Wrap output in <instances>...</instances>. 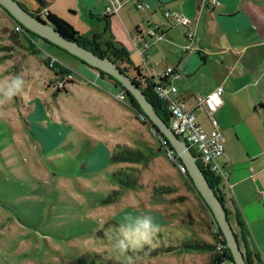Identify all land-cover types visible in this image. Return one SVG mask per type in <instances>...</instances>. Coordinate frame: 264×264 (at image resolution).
<instances>
[{
  "label": "rangeland",
  "instance_id": "374dc122",
  "mask_svg": "<svg viewBox=\"0 0 264 264\" xmlns=\"http://www.w3.org/2000/svg\"><path fill=\"white\" fill-rule=\"evenodd\" d=\"M17 1L45 18L36 0ZM19 25L0 6V83L6 77L19 76L23 80L21 91L12 100L0 102V264H119L109 262L125 260L122 252L112 247L110 237L118 233L129 214L154 218L159 230L151 244L163 242L160 235L168 229L169 233L181 232L187 240L205 246L137 264H215L216 255L229 248L211 210L189 177L166 157L152 123L142 122L138 111L119 100L117 91L116 97H111L114 101L106 138L85 141L92 148L103 145L110 159L126 151L140 152V163L110 160L108 170L83 174L82 167L92 166L84 160L88 154L85 147L76 149L71 145L68 152L67 147L56 152L40 146L30 132L34 107L40 105L47 117L46 121L36 122L38 125L64 126L66 121L71 123L65 117L71 103L57 100L58 92L41 93L40 100L27 93L25 83L29 79H25L24 68L33 58L47 70L62 69L57 61L51 66V58L44 49L47 42L26 35ZM77 28V32H82L79 24ZM51 71L46 78L53 76ZM128 74L135 76L130 68ZM72 111L79 118L97 122L92 119L95 110L92 113L86 109L87 115L75 103ZM63 136L61 132L60 138ZM59 153L63 156L53 157ZM121 180L132 187L123 189ZM108 199L114 202L108 203ZM247 242L253 264H258L255 256L264 260V251L250 232Z\"/></svg>",
  "mask_w": 264,
  "mask_h": 264
},
{
  "label": "crops",
  "instance_id": "0c3cea01",
  "mask_svg": "<svg viewBox=\"0 0 264 264\" xmlns=\"http://www.w3.org/2000/svg\"><path fill=\"white\" fill-rule=\"evenodd\" d=\"M43 1L46 4L45 13L55 14L74 29H78L79 24L82 27L80 35L86 39L99 37L102 45L115 43L124 47L143 77L154 81L165 69L175 68L178 79L174 84L178 95L190 108L195 107L199 98L219 87L224 89L223 107L217 111L216 117L226 139L222 166L229 173V179L228 183L221 182V187L225 188L226 200L229 201L227 206L234 231L239 232L235 222L237 211L264 251V0H215V5L213 0H120L123 5L114 15L107 13L109 0ZM139 3L149 8L139 10ZM165 10L193 22L194 38L191 41L182 26L173 27L165 19ZM149 25L163 31L165 39L155 42L138 32ZM189 44L190 49L184 50ZM44 49L48 58L57 61L62 70L55 72L42 68L39 60L32 57L29 66L24 68L25 79H29L25 90L37 100L41 99V93L53 95L58 92L57 100L71 103L65 114L71 123L66 121L65 127L62 123L54 127L38 125L36 122L46 121L47 117L43 108L37 105L31 117L33 127L30 132L40 146L49 151L57 152L67 147L68 152L71 145L76 149L85 147L88 154H85L84 160L90 161L92 166L82 167L83 174L108 170L110 155L105 147L95 145L92 148L86 141L106 138L104 135L109 132L107 124L111 120L108 116L113 98L122 89L115 81L67 52L49 43H44ZM147 57L145 67L143 58ZM130 69L135 73L134 69ZM48 71L53 76L46 78ZM67 75H73L74 81L66 90L56 91L52 83L59 76ZM23 103L26 104L24 100ZM75 103L86 114L89 113L86 109L92 113L97 111L91 115L97 122L92 123L90 118L85 120L75 115L72 111ZM37 112L39 117H36ZM195 113L199 124L207 131L211 130L206 112L201 109ZM61 132H64L62 138ZM63 153L53 157H61ZM242 251L245 255V247Z\"/></svg>",
  "mask_w": 264,
  "mask_h": 264
},
{
  "label": "built area",
  "instance_id": "2783aa9c",
  "mask_svg": "<svg viewBox=\"0 0 264 264\" xmlns=\"http://www.w3.org/2000/svg\"><path fill=\"white\" fill-rule=\"evenodd\" d=\"M110 6L107 8L109 15H114L119 12L122 7L120 0H109ZM206 1V0H204ZM213 4H217L213 0ZM39 8L45 14L43 7ZM139 10H146L149 7L143 3L137 5ZM164 17L169 21L171 26H182L185 31V35L189 41L194 38L193 22L178 13H172L168 10L164 11ZM40 15V14H39ZM45 17V16H44ZM141 35L155 40V42L165 39V33L158 29L157 26H146L140 29ZM148 47V45H146ZM191 45L184 47V50L190 49ZM143 55V54H141ZM144 57V56H143ZM148 58H143V66H147ZM55 60H51V66H54ZM177 72L173 67H169L162 71L157 80L155 81V94L160 100L167 103L170 115L171 123L170 127L177 137L185 144L189 146L191 150L196 154L202 167L210 174L219 178L221 182L228 183L229 173L225 171L222 166V160L225 155V136L221 132L219 123L216 117V113L223 107V94L224 89L222 87L217 88L212 93L205 97H201L197 100L194 108H190L185 99L179 97L178 88L176 87L175 80H177ZM74 81L73 75L59 76L55 82L52 83V87L56 91H64ZM119 100L125 102V91H121L118 96ZM204 110L209 118L212 129L207 131L198 122L196 117L197 110ZM139 118L145 124H150L149 118L143 113L139 115ZM160 146L164 150L168 159L175 164V166L186 174L185 166L177 160V155L172 148L169 140L165 138L157 129H154ZM224 192V191H223ZM225 250H222V252ZM222 264H235L233 261H225Z\"/></svg>",
  "mask_w": 264,
  "mask_h": 264
},
{
  "label": "trees",
  "instance_id": "16d2710c",
  "mask_svg": "<svg viewBox=\"0 0 264 264\" xmlns=\"http://www.w3.org/2000/svg\"><path fill=\"white\" fill-rule=\"evenodd\" d=\"M38 2V5L40 7H45L46 4L43 0H36ZM21 3V2H20ZM22 4V3H21ZM23 5V4H22ZM24 6V5H23ZM32 13V12H31ZM33 15H36L38 18H40L43 21H48L61 35L66 37L69 40L76 41L80 45L86 47L87 49L94 52L96 55H98L101 58H108L112 62H114L122 71H124L127 75L128 74V68H132L135 71V76L132 77V79L136 82V84L140 87V89L144 92V94L147 96L148 100L153 104L158 114L167 122L168 125L171 123V115L167 106V103L163 102L159 99V97L155 94V81L150 80L147 77H143L140 69L138 67H135L133 62L130 59V54L124 47H118L115 43L110 44H101L99 37H94L92 40H88L85 37L81 36L79 32H77L74 27L69 24L64 19L56 16L55 14L48 12L45 13V18L42 19V16L39 14L33 13ZM20 29L25 32L26 35H32L35 37H38L37 35L31 33L30 31L23 28L21 25H19ZM141 33L140 29L138 31ZM44 40V39H42ZM46 41V40H44ZM49 43L48 41H46ZM50 44V43H49ZM52 45V44H50ZM54 46V45H53ZM100 72V71H99ZM103 76L110 78L111 80L115 81L117 86H119L123 91H125L126 94V103L138 111L139 114H143L141 111V108L138 104V102L128 94L126 89L122 86L121 83L117 82L113 77L100 72ZM131 77V76H130ZM193 154L196 156L193 150H191ZM111 162L113 163H119V162H129V163H140L142 161V153L140 152H134V151H126L125 153L121 154L120 156H112ZM177 160L182 163V161L177 157ZM198 163L203 171V173L206 175V178L210 184V186L214 189L216 192L218 198L221 200L227 214L228 219L231 223V212L227 206V201L225 195V188L221 187L222 183L219 178H216L212 174H210L208 171H206L202 165L200 164L199 160ZM186 175L191 180L190 176L188 175V172H186ZM192 181V180H191ZM193 183V182H192ZM121 186L123 189H130L132 187V184L129 182L120 181ZM194 185V184H193ZM224 191V192H223ZM117 193V192H116ZM119 194V193H117ZM112 199L106 200L108 203H113L114 201H111ZM229 202V201H228ZM233 206L236 205L233 203ZM236 210V209H235ZM236 224L239 229V232H235L237 239L239 241L240 247H245V257L248 264H253L251 257H250V251L248 247L247 238L249 236V230L247 229L243 219L239 215V213L236 211ZM232 225V224H231ZM115 227L119 226L114 224ZM233 227V226H232ZM170 231V230H169ZM168 229L165 231V235H160L162 237L163 242L155 241L154 244L148 243L145 244L142 248L139 249H126L122 252V255L125 257V260L121 261H115L114 259H110L109 262H118L119 264H137L143 260L147 259H158L163 258L169 255H173L175 253H188L193 252L195 250H200L205 248L202 244H198L194 241H189L185 238V235L181 234V232L174 231L172 233H169ZM231 256V257H229ZM255 260L258 261V264H264V260H262L259 256H255ZM233 261V257L231 255L230 250L226 252L223 251L221 254L216 255L214 259L215 264H222L225 261ZM234 262V261H233Z\"/></svg>",
  "mask_w": 264,
  "mask_h": 264
},
{
  "label": "water",
  "instance_id": "95a60500",
  "mask_svg": "<svg viewBox=\"0 0 264 264\" xmlns=\"http://www.w3.org/2000/svg\"><path fill=\"white\" fill-rule=\"evenodd\" d=\"M0 6L26 30L64 50L84 64L113 77L117 82L122 84L128 94L138 102L142 113L149 118L154 129H157L158 132L169 140L177 157L185 166L186 172H188L196 190L211 210L226 240L234 263L248 264L234 229L228 219V214L216 192L210 186L206 175L198 163L197 157L193 154L189 146L176 136L167 122L158 114L153 104L148 100L147 96L132 77L127 75L108 58H101L78 42L69 40L61 35L48 21H43L36 15H33L19 1L0 0Z\"/></svg>",
  "mask_w": 264,
  "mask_h": 264
},
{
  "label": "clouds",
  "instance_id": "9594fccd",
  "mask_svg": "<svg viewBox=\"0 0 264 264\" xmlns=\"http://www.w3.org/2000/svg\"><path fill=\"white\" fill-rule=\"evenodd\" d=\"M23 80L17 76L5 78L0 83V102L12 100L22 89ZM159 225L148 214L127 215L121 223L118 233L110 237L112 247L121 252L126 249H139L151 242L158 232Z\"/></svg>",
  "mask_w": 264,
  "mask_h": 264
},
{
  "label": "bare ground",
  "instance_id": "6f19581e",
  "mask_svg": "<svg viewBox=\"0 0 264 264\" xmlns=\"http://www.w3.org/2000/svg\"><path fill=\"white\" fill-rule=\"evenodd\" d=\"M152 126H153V124H152Z\"/></svg>",
  "mask_w": 264,
  "mask_h": 264
}]
</instances>
